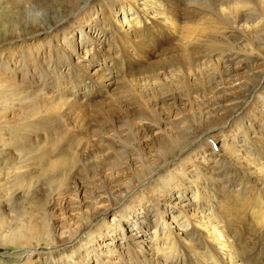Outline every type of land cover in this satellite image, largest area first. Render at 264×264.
<instances>
[{"label":"rangeland","instance_id":"rangeland-1","mask_svg":"<svg viewBox=\"0 0 264 264\" xmlns=\"http://www.w3.org/2000/svg\"><path fill=\"white\" fill-rule=\"evenodd\" d=\"M157 1L0 0V264H161L177 253L159 249L167 246L160 224L182 238L172 215L181 223L194 213L183 239L197 250L180 252L190 264H225L191 225H218L228 205L213 204L235 198L231 185L243 188L242 201L264 193V78L257 76H264V0ZM131 2L156 12L171 4L182 30L192 21L210 25L205 33L198 25L199 39L182 40L180 29L173 39L160 22L136 34L119 18L123 36L110 15L128 12ZM119 40L153 55L120 74ZM220 49L239 54L230 75L215 60H196ZM156 66L171 77L148 87L142 77L154 82ZM102 79L115 87L106 90ZM166 94L179 102L160 119L153 100ZM147 122L156 125L142 137L137 124ZM196 186L204 212L193 207ZM257 237L256 244L242 238L236 262L245 244L249 263L264 264V233Z\"/></svg>","mask_w":264,"mask_h":264},{"label":"bare ground","instance_id":"bare-ground-1","mask_svg":"<svg viewBox=\"0 0 264 264\" xmlns=\"http://www.w3.org/2000/svg\"><path fill=\"white\" fill-rule=\"evenodd\" d=\"M155 1H157V0H155ZM153 2H154V0H153ZM157 2L163 3L162 1H157ZM130 4L131 5H129V8L130 9L128 10V12L130 10H131V12L134 10V13L133 14L132 13H128L124 9L120 13L119 12L112 11L113 12V16H112V14L111 15L109 14L111 16L110 18L112 19V24L118 30L117 32H119L120 34H123L124 33V32H120V31H124L121 28V26H120L121 25L120 24V19H122L121 20V23L122 22H126V23L129 24V26H134L135 29H137L136 34L139 31H147V32H150V31H152L153 26L155 24H157V23L160 22L161 23V26L167 27L169 29L170 33L173 36V39H175L178 36L180 30L182 32V34H181L182 36L180 35L181 36V39L182 38L184 39V37H186V38L191 37L192 39H199L198 32H196L199 24H197V22L195 20L194 21L196 22L197 25L196 24L191 25L193 21L190 22V24H187V21H186L185 24H187V26L185 27V29H183V30L180 29L181 23L183 22L181 20V15H180V13H178V9L176 7H174V6H172L171 4H169V5L167 4V8L166 9H163V11L161 10L159 12L158 11L156 12L154 9H150V11L149 10L142 11V10H138L136 8L132 9L131 6H133V3L131 2ZM153 4H156V3L154 2ZM105 7L102 4H101V6L98 4V6L96 8H97V11L102 12V15H105V14L108 13V12H106L107 9ZM164 10H165V13H164ZM158 13H160V16L158 15ZM129 15L134 16L133 20L130 19ZM201 19H203L202 21H204V18L203 17H201ZM206 19L207 18H205V22L207 21ZM211 22H213V21H211ZM214 23L216 24V22H213V24L210 26V28H212L214 26ZM185 24L183 23V26ZM209 25L210 24H205V23L202 24V25H199V26L203 27V29L201 30L202 33H203L204 30H206L204 27H209ZM204 33H205V31H204ZM123 36H126V35L123 34ZM180 36H179L178 39H180ZM204 37H206V36H204ZM178 39H176V40H178ZM142 42H144V41H142ZM142 45H143L142 43H139L137 41L136 42L135 41H131L129 44H126L125 41L119 40V52H120V55L125 58V61L124 62H121L120 58L116 59V62L117 63L119 61L118 64L120 65V74H121V72H123L122 70L124 69L125 65L127 66L130 62H133L136 59L146 58V60L149 61V59H150L149 56L153 55V53L148 52V51L147 52H143V50H145V49L140 47ZM176 46H177V44H176ZM128 48L131 49L130 50L131 53L128 52L129 51ZM171 50H172V48H171ZM238 55L239 54H238L237 50L235 52H230L228 54H225L224 50L220 49V51L216 52L215 54H198L196 56V60L200 64L203 63V62H208V61L215 60V62L218 63V67H217L218 71L225 76V72L227 73V75H230L229 71H231V70L229 69V67L232 64V61H234L235 59L238 58ZM256 58H258V56H256ZM155 64H154V66H155ZM156 69H157V66H156ZM156 69H154V70H156ZM169 75H170V72L169 71L167 72L166 68H164V67L163 68H160L159 67L152 74V76L150 75L151 76V79L152 78L154 79V82H152V80L150 82H148L149 79L147 80V77H142V79L144 81L145 80L147 81V82L145 81L146 83L143 82L144 85H147L148 87H150V84L151 85H154V84L155 85L163 84L164 81L170 79L171 76L169 77ZM257 76L258 77H261V79L264 78V76H262V75H257ZM121 78H123V77H121ZM148 78H150V77L148 76ZM140 80H141V78H140ZM98 83L100 85H103V87L106 88V90H109V91L111 90V88L115 87V85H116L114 81L105 82V80H103V79L100 80ZM116 88H117V86H116ZM223 89H224V91L228 90L226 88H223ZM76 91H75V93H76ZM75 93H74V95H75ZM167 94L166 95H163V96H160V97L156 98L155 100H153V101H155L154 102V105H153V109L156 110V111H159L160 110L158 112V114H160L159 117L161 116V114L164 111H169L170 108H172L171 107V105H172L171 103H174L175 104L176 101H178V95L175 96V95H167ZM70 97H71L72 101H74L75 103L78 102V98L77 97H74V96L73 97L70 96ZM226 99H228V97ZM66 101H70V99H67ZM68 104H70V103H68ZM132 104L135 105L134 103H132ZM133 105H131V106H133ZM160 106H162V107H160ZM123 107H125V106H122V108ZM144 108H146V107H144ZM123 110L125 112V109L124 108L121 111H123ZM169 112L171 113V111H169ZM160 119H161V117H160ZM161 121L162 120H159L158 121L159 122L158 123V127H160ZM99 123H102V122H99ZM95 124H96V122H95ZM154 125H156V124H153L152 122L137 124L138 133H140V130H141L142 131V137H145L144 136V133H148L149 134L150 132H152ZM251 184H252V181H251ZM262 184H263V182H262ZM234 188H235V185L234 186L231 185L229 187L230 190L228 191V193L231 192V194L235 197L234 199H229V200L228 199H224L223 201L220 200L219 202H216V203L213 202L214 203L213 204V207H215V206L216 207H223L224 205H228V208H226L227 206L223 208V211L226 214L225 217L222 218L221 215H219V214L217 215V217H216L217 218L216 219L217 222L216 223H218V225L213 224V222H211V220L202 221L200 223V221H198L199 220L198 219V220H196V223H197L196 225H194L192 223L193 225H191V229H193L194 231H199V232L205 234L204 235V239L206 238V243L207 242L210 243V245L208 247L209 251L215 253V255L222 254V256L224 257V259L223 258L222 259L225 261V264H250L249 263L250 260H249V258L247 256L248 254L245 253V250H244V247H243V245H245V244H243L241 246V248L239 249L240 252H241V254L243 255V259H239L238 262H236L237 259L232 254H233L234 249H236V246H239L238 245L239 242L240 241L242 242V238L245 241V234L248 231L251 230V232L246 235V241H245V243H247L248 241L253 240L250 243L256 244L257 241H258L257 235H259V234L261 235V233H264V193H261L258 190L259 192H257L254 195V197H256V201L255 202H253L254 199H251V198H247V199H244L242 201V200L238 199L237 196L240 193H242V191H243L242 189L243 188L237 187L235 190H233ZM260 189H262V187ZM184 194H186V193L185 192H182L181 193V191H179L180 199H182V198L183 199H186V196L187 195H184ZM193 195H194L193 198H195V200H196L195 205L193 207H196V208L201 207V206H199V205H201L200 204L201 203L200 202V199H201V197H200L201 196V190H200V188L198 186L194 187ZM189 199H191V198L189 197ZM217 203H219V204H217ZM203 209H204V207H201V210L200 211L204 212L205 209L204 210ZM192 210H193V208H192ZM232 210L235 213V215H233V217L230 216V213H229ZM106 212H107V210H104L101 213V216H104L106 214ZM249 215H250V217H249ZM187 216L188 215H186L185 216L186 218H183L182 222L180 223L179 220H178V218L176 216L172 215V218L177 223V225L179 227H182V229H183L182 238H180V236L175 233L174 228L170 224H168L167 222H165V221L162 220L163 223L160 224L161 225V229H162V236L160 238H161V240L164 241V245H167V246L165 247V246H162L161 245L159 247V249H161V251L167 249V250H169V253L176 252L177 254L175 255V257L173 256L171 258V260L166 259L161 264H181L180 262H181V260H183V257L185 259L184 261H186V263L185 262L184 263L185 264H190L189 257L187 256V254H184V252L181 253L180 250H179L180 247H182V249H184V250H186L187 248H189V249H195V248H192L191 244H188V243L185 242L186 239H183V236L185 237V236H188L189 235L188 234V228L190 227V225H189V222L188 221H189V218L191 220L192 217H196V213H194V215L190 214V216H188V217ZM159 233H160V230L158 229V226H157L156 229H155V234L157 236H160ZM131 240H134L135 241V239H133L132 236H127L126 237L127 245H131ZM195 250H197V249H195ZM197 253L199 255L202 252L201 251L200 252H195V254H196L195 256L196 257H199L197 255ZM163 255H164V252H163ZM200 259L203 261L204 260L203 256H200ZM155 260H156V258H155ZM207 261H208V259H207Z\"/></svg>","mask_w":264,"mask_h":264}]
</instances>
